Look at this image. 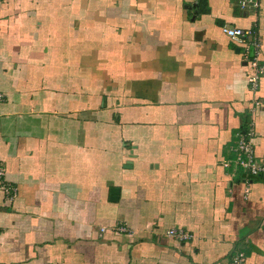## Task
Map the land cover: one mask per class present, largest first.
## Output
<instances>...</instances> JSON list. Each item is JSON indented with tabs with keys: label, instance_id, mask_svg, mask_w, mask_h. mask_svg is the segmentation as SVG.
<instances>
[{
	"label": "crops",
	"instance_id": "crops-1",
	"mask_svg": "<svg viewBox=\"0 0 264 264\" xmlns=\"http://www.w3.org/2000/svg\"><path fill=\"white\" fill-rule=\"evenodd\" d=\"M238 1L0 0V165L17 188L0 191V264H264V176L226 165L255 100L264 162V74L252 91L223 30L255 29L264 62V0Z\"/></svg>",
	"mask_w": 264,
	"mask_h": 264
},
{
	"label": "built area",
	"instance_id": "built-area-1",
	"mask_svg": "<svg viewBox=\"0 0 264 264\" xmlns=\"http://www.w3.org/2000/svg\"><path fill=\"white\" fill-rule=\"evenodd\" d=\"M241 8L247 10H256L259 7V0H239ZM225 34L235 43L244 45L246 55L249 59L250 72L248 74V84L252 91H256L260 77L264 74V62L259 60L260 40L255 33V29H243L238 27L225 26ZM251 54V55H250ZM4 95L0 92V102ZM260 106V101L255 100L249 109V120L242 131L237 133L235 146L233 147V158L226 165L231 166L234 171H240L245 175L264 176V162L258 163L255 158L254 145L252 138L254 136L253 115L255 109ZM0 191L4 195L6 203H10L17 195V188L5 181L4 169L0 165ZM117 232H126L123 225H116L113 228ZM165 235L179 242H184L192 238V235L182 228H169ZM244 254L238 252L230 257L229 264H242Z\"/></svg>",
	"mask_w": 264,
	"mask_h": 264
},
{
	"label": "water",
	"instance_id": "water-1",
	"mask_svg": "<svg viewBox=\"0 0 264 264\" xmlns=\"http://www.w3.org/2000/svg\"><path fill=\"white\" fill-rule=\"evenodd\" d=\"M257 175H258V176H263V175H261V174H257ZM257 175H252V176H257ZM252 176H251V177H252ZM116 191H117V189H113V190H112V192H116Z\"/></svg>",
	"mask_w": 264,
	"mask_h": 264
},
{
	"label": "trees",
	"instance_id": "trees-1",
	"mask_svg": "<svg viewBox=\"0 0 264 264\" xmlns=\"http://www.w3.org/2000/svg\"><path fill=\"white\" fill-rule=\"evenodd\" d=\"M242 131V130H241ZM229 261H230V259H229Z\"/></svg>",
	"mask_w": 264,
	"mask_h": 264
}]
</instances>
